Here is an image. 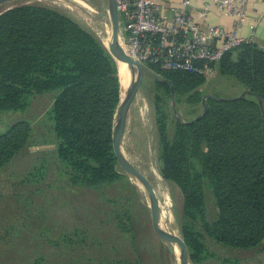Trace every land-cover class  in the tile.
Here are the masks:
<instances>
[{
  "label": "trees",
  "instance_id": "obj_1",
  "mask_svg": "<svg viewBox=\"0 0 264 264\" xmlns=\"http://www.w3.org/2000/svg\"><path fill=\"white\" fill-rule=\"evenodd\" d=\"M120 64L93 34L52 8L28 4L0 14V116L25 110L36 96L53 94L47 116L56 140L58 170L72 187L98 191L105 203L114 206L110 213L120 206L122 212L112 217L115 227L121 234L133 235L129 199L124 201L121 193L108 196L119 185L135 190L118 164L114 145L116 112L123 96ZM216 67L217 79H233L247 95L214 94L203 104L202 77L150 67L158 76L156 89L163 93L154 95L162 178L181 199V236L194 264L208 257L203 234L237 250L264 245V50L254 43L243 44ZM172 95L175 105H200L199 115L204 110L205 114L194 122L199 115L188 121L176 119L171 132ZM31 137L28 121L0 131V170ZM207 194L216 204L212 222L207 220ZM33 237H28L30 248L19 246L13 236L17 247L8 249L5 244L11 239L4 235L0 264H44V256L32 252Z\"/></svg>",
  "mask_w": 264,
  "mask_h": 264
},
{
  "label": "rangeland",
  "instance_id": "obj_2",
  "mask_svg": "<svg viewBox=\"0 0 264 264\" xmlns=\"http://www.w3.org/2000/svg\"><path fill=\"white\" fill-rule=\"evenodd\" d=\"M28 4L49 7L65 14L93 34L109 52L112 27L107 0H14L0 5V12ZM119 76L126 82V86H122L124 93L134 82L136 72H127L120 66ZM154 79L150 75L144 76L130 108L123 153L131 166L148 180L159 199L161 221L167 235L183 243L181 199L173 186L162 178L154 95L163 93L156 89ZM200 90L205 96L216 94L226 98L242 93L233 79H217V76ZM53 98L51 93L36 96L25 110L0 116V131L20 121H28L32 126L27 147L0 170V239L4 235L11 239L9 245L0 241V246L5 244L11 249L18 244L32 248L28 237L34 235L36 251L30 250L38 257L41 253L49 264H101L105 260H130L136 264L137 259L141 264H184L179 253H170L160 240L149 196L139 186L134 185L135 190L129 187V191L119 185L108 191V196L113 198L121 193L124 201L129 199L126 204L132 215L134 234L127 235L116 229V221L112 218L115 212H122L120 206L110 213L114 206L105 203L98 191L91 193L67 183L64 174L58 170L56 159L54 161L56 140L47 116ZM165 101L171 105L170 100ZM174 108L182 121L192 120L202 111L200 105L184 103ZM173 113H169L171 132L177 119ZM206 209L207 220L214 221L216 204L209 194ZM13 236L18 238L17 244ZM203 243L208 257L200 264H264V245L254 250H237L218 245L205 234Z\"/></svg>",
  "mask_w": 264,
  "mask_h": 264
},
{
  "label": "built area",
  "instance_id": "obj_3",
  "mask_svg": "<svg viewBox=\"0 0 264 264\" xmlns=\"http://www.w3.org/2000/svg\"><path fill=\"white\" fill-rule=\"evenodd\" d=\"M115 3L122 49L150 71V67H156L165 72H187L207 82L217 76L216 65L228 52L253 43L252 38L239 34L248 0L215 1L223 15L233 19L229 31L219 26L202 30L200 20L206 19L208 6L195 17L184 10L165 16L160 12L158 0H115Z\"/></svg>",
  "mask_w": 264,
  "mask_h": 264
},
{
  "label": "water",
  "instance_id": "obj_4",
  "mask_svg": "<svg viewBox=\"0 0 264 264\" xmlns=\"http://www.w3.org/2000/svg\"><path fill=\"white\" fill-rule=\"evenodd\" d=\"M12 1L14 0H0V5H4ZM107 3H108L109 17L112 27V41L109 45V52L114 57V59H116L119 63L125 65L129 71L136 72V78L134 82H132L130 87L126 90V92H124L116 112L114 145H115V153H116L117 161L120 168L122 169L128 180L130 181V183L139 186L141 190H143L149 196L150 208L152 211L155 229L162 243L165 245V247L168 249L170 253L178 252L179 254H181L183 256L182 259L184 264H194L185 245L181 242L172 240L165 232V229L161 221L160 204L152 186L144 176H142L131 166V164L127 161L123 153L127 117L130 108L135 100V97L140 89L142 80L145 75H150L154 78H158V76L152 71L148 70L144 65L134 61L125 54L120 44V21H119V15L115 0H107ZM11 8L13 7H9L4 11H7ZM4 11L0 12V14H2ZM246 95L247 92L244 91L240 97H245ZM206 98L214 99V96L211 95L205 96V98L203 99V104H205ZM259 102L262 105V99H259ZM172 105L173 107H175V100L173 95H172ZM204 114H205V110L201 115L197 116L193 120V122L199 119L200 117H202ZM173 115L174 117L177 118L178 121H181L178 112L176 110H174ZM263 126H264V122H263Z\"/></svg>",
  "mask_w": 264,
  "mask_h": 264
},
{
  "label": "crops",
  "instance_id": "obj_5",
  "mask_svg": "<svg viewBox=\"0 0 264 264\" xmlns=\"http://www.w3.org/2000/svg\"><path fill=\"white\" fill-rule=\"evenodd\" d=\"M158 0L160 12L165 16H172L177 11L184 10L190 16L197 15V12L208 6L206 19L200 20L203 31L210 26H219L229 31L233 28V19L224 16L217 7L216 0ZM243 38L250 39L261 48H264V0H248L246 17L239 29Z\"/></svg>",
  "mask_w": 264,
  "mask_h": 264
},
{
  "label": "bare ground",
  "instance_id": "obj_6",
  "mask_svg": "<svg viewBox=\"0 0 264 264\" xmlns=\"http://www.w3.org/2000/svg\"><path fill=\"white\" fill-rule=\"evenodd\" d=\"M12 5V4H11ZM7 6V5H6ZM6 6H4V7H6ZM98 36V35H97ZM121 66H123L124 68H126V66L125 65H123V64H120ZM125 78V77H124ZM122 86L123 87H125L126 86V82H124V81H121V88H122ZM124 94V93H123ZM157 187H158V185H157ZM163 192V191H162ZM164 194V193H163ZM159 200V199H158ZM175 211V210H174ZM170 219V218H169ZM172 231V230H171ZM169 234V233H168ZM176 236V235H175ZM171 237V236H170ZM181 241V240H180ZM180 256H181V258H183V256L181 255V254H179Z\"/></svg>",
  "mask_w": 264,
  "mask_h": 264
}]
</instances>
